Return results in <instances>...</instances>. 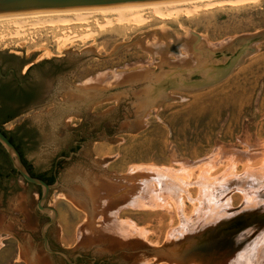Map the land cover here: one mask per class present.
<instances>
[{
  "label": "rangeland",
  "instance_id": "obj_1",
  "mask_svg": "<svg viewBox=\"0 0 264 264\" xmlns=\"http://www.w3.org/2000/svg\"><path fill=\"white\" fill-rule=\"evenodd\" d=\"M13 29L0 27V51L69 65L47 81L54 105L25 115L32 172L57 168L46 234L67 258L44 250L42 189L3 169L0 264H264V1L140 26ZM73 32L96 35L61 50ZM236 58L223 81L192 89ZM170 81L191 87L147 110Z\"/></svg>",
  "mask_w": 264,
  "mask_h": 264
},
{
  "label": "bare ground",
  "instance_id": "obj_2",
  "mask_svg": "<svg viewBox=\"0 0 264 264\" xmlns=\"http://www.w3.org/2000/svg\"><path fill=\"white\" fill-rule=\"evenodd\" d=\"M263 1L264 0H163L105 7L77 8L38 15L0 18V27L1 29H6V31L7 29L9 30L14 28V35H10L13 33L12 30L8 33L12 32L9 35L13 39H19L23 36L26 38V34L28 35L26 32L29 31L30 34L31 30L44 31L45 29H64L65 31L66 28H72L78 25L89 26L92 22L96 23L100 30H104L109 27L114 28L115 26H140L150 22L153 17L164 21L172 20L181 16L192 17L199 14L203 10L222 7H245L247 5H256ZM99 16L104 18V23L97 18ZM71 30L72 29L69 31ZM1 34H3V32ZM95 35L96 33H92L80 38L76 36V34L72 36L69 33L62 39L60 49H67L74 45L75 41L78 40L85 43L86 40L93 39ZM7 37L5 35L2 36L0 41L6 39Z\"/></svg>",
  "mask_w": 264,
  "mask_h": 264
},
{
  "label": "water",
  "instance_id": "obj_3",
  "mask_svg": "<svg viewBox=\"0 0 264 264\" xmlns=\"http://www.w3.org/2000/svg\"><path fill=\"white\" fill-rule=\"evenodd\" d=\"M154 1H163V0H0V18H8V17H19V16H30V15H38L44 13H51L57 11H64L70 9L77 8H92V7H105V6H113V5H121V4H133V3H144V2H154ZM238 58L234 59L231 64L227 67L222 68H213V71L210 70L207 75L208 78L204 80L202 83H198L193 90L196 89H206L208 87H212L221 81H223L234 69ZM205 71V70H204ZM212 71V72H211ZM212 74V75H211ZM192 86V87H194ZM184 87H191L184 86ZM183 86H179L176 82L170 81V85L168 87H163V85H159L157 88L161 91L158 93L152 94L149 97L148 101L151 103V107H157L161 103H163L167 97L169 92L175 89L184 88ZM148 103V104H149ZM146 110V111H147ZM0 144L6 151L9 156V159L17 171L18 175L21 176L24 181L29 184L38 186L42 189L43 194L38 202L37 208L40 212L53 214L50 220L42 227L41 234L43 238V246L44 250L52 255H60L67 258V255L61 251L52 250L49 247L48 239H47V229L50 228L57 220V211L49 206H46L45 203L49 197V194L52 190H55L61 186L58 178L56 179L55 184L49 185L45 181L40 178L33 177L30 175L27 167L25 166L21 154L15 147V145L8 139V137L0 130ZM77 155L76 152H73L71 156ZM71 158V157H70ZM70 158H65L69 160ZM54 174H57V168L55 169Z\"/></svg>",
  "mask_w": 264,
  "mask_h": 264
},
{
  "label": "flooded vegetation",
  "instance_id": "obj_4",
  "mask_svg": "<svg viewBox=\"0 0 264 264\" xmlns=\"http://www.w3.org/2000/svg\"><path fill=\"white\" fill-rule=\"evenodd\" d=\"M14 54L17 53L0 51V129L23 135L26 128L36 134L34 129L27 128L25 115L37 108L54 105L53 103L45 104L54 98L53 93H48L47 81L68 71L69 65L66 62L60 64L45 62L36 65ZM78 74L76 72L74 78ZM18 120H22L20 121L22 123L17 124ZM13 124H15L14 128L9 129V126ZM14 142L17 146H21L25 140L14 139ZM76 147L78 146L74 148ZM47 239L50 247L48 235Z\"/></svg>",
  "mask_w": 264,
  "mask_h": 264
},
{
  "label": "trees",
  "instance_id": "obj_5",
  "mask_svg": "<svg viewBox=\"0 0 264 264\" xmlns=\"http://www.w3.org/2000/svg\"><path fill=\"white\" fill-rule=\"evenodd\" d=\"M0 130L3 131V133L8 137V139L15 145V147L17 148V150L21 154L23 162H24L25 166L27 167L31 176L40 178L43 181H45L46 183H48L49 185L55 184L56 179H57V174L54 175V173H53L54 169L48 174L37 175V174H34L32 172L30 165L25 160V153H26V151L31 149L30 145L33 144V141L35 140L36 134H34L30 130H26V128H25V134H23V135H19L16 132H6L2 129H0ZM14 139L20 140V141L25 140V143L21 144V146H17L14 142ZM77 150H78V147L73 148V151H77ZM3 169L7 170V172H6L7 177H4L7 182H9L12 179H15L16 176L18 175L17 171L13 168V165L9 159L8 154L6 153V151L4 150V148L0 144V175L2 174Z\"/></svg>",
  "mask_w": 264,
  "mask_h": 264
},
{
  "label": "crops",
  "instance_id": "obj_6",
  "mask_svg": "<svg viewBox=\"0 0 264 264\" xmlns=\"http://www.w3.org/2000/svg\"><path fill=\"white\" fill-rule=\"evenodd\" d=\"M83 69H84V68H82V69L80 70V72L83 71ZM80 72H79V73H80ZM57 177H58V176H57Z\"/></svg>",
  "mask_w": 264,
  "mask_h": 264
}]
</instances>
